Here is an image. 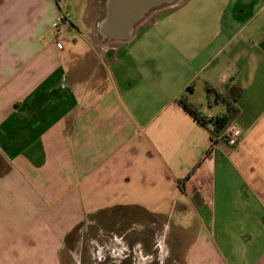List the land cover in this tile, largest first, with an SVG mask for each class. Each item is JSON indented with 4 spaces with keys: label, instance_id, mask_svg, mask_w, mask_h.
<instances>
[{
    "label": "crops",
    "instance_id": "1",
    "mask_svg": "<svg viewBox=\"0 0 264 264\" xmlns=\"http://www.w3.org/2000/svg\"><path fill=\"white\" fill-rule=\"evenodd\" d=\"M83 1L56 37L71 0H0V264H264V0H181L122 40ZM231 88L241 137L209 150L178 100L208 120Z\"/></svg>",
    "mask_w": 264,
    "mask_h": 264
},
{
    "label": "water",
    "instance_id": "2",
    "mask_svg": "<svg viewBox=\"0 0 264 264\" xmlns=\"http://www.w3.org/2000/svg\"><path fill=\"white\" fill-rule=\"evenodd\" d=\"M173 0H106L101 33L112 39H126L137 22L151 9Z\"/></svg>",
    "mask_w": 264,
    "mask_h": 264
},
{
    "label": "trees",
    "instance_id": "3",
    "mask_svg": "<svg viewBox=\"0 0 264 264\" xmlns=\"http://www.w3.org/2000/svg\"><path fill=\"white\" fill-rule=\"evenodd\" d=\"M190 91V88H188ZM207 96L210 95L213 91L210 88L206 89ZM238 96V89L231 88V90L226 93L225 95L217 94L215 95V99H221L225 105L224 112L216 115L213 118L206 120L200 112L194 108L191 104L187 103L185 98H179L178 103L187 111L189 112L195 119L200 121L203 125H208L211 123L212 126L210 129L211 134H217L221 130H223L235 117L237 113V107L235 106L234 102Z\"/></svg>",
    "mask_w": 264,
    "mask_h": 264
},
{
    "label": "rangeland",
    "instance_id": "4",
    "mask_svg": "<svg viewBox=\"0 0 264 264\" xmlns=\"http://www.w3.org/2000/svg\"><path fill=\"white\" fill-rule=\"evenodd\" d=\"M105 1L106 0H91L90 1V6L89 9L93 11H91V17L94 18V21H98V19H101L103 14L105 13ZM181 0H173L171 3L169 4H163L161 5L160 8H165V7H171V6H176L177 4L180 3ZM64 4V2H62ZM84 1L83 0H71L70 5L67 7L70 11L69 13H71L70 15L72 16V20L75 23V25H77L78 29L80 28V17H81V7L83 6ZM173 11V10H171ZM159 16V15H158ZM160 17V16H159ZM161 18V17H160ZM79 19V20H78ZM174 22L175 21V17L174 15L169 17L167 22ZM81 31V30H80ZM243 234H233L234 238H232V244L233 247L235 249H243V245H245L247 242L244 240H241L240 237ZM253 240V239H251Z\"/></svg>",
    "mask_w": 264,
    "mask_h": 264
},
{
    "label": "built area",
    "instance_id": "5",
    "mask_svg": "<svg viewBox=\"0 0 264 264\" xmlns=\"http://www.w3.org/2000/svg\"><path fill=\"white\" fill-rule=\"evenodd\" d=\"M72 25L70 13L68 11L60 12L52 24V30L56 37L61 36ZM241 137V130L231 121L223 130L217 134H211L209 150H212L215 144L220 140H226L229 144H234Z\"/></svg>",
    "mask_w": 264,
    "mask_h": 264
},
{
    "label": "flooded vegetation",
    "instance_id": "6",
    "mask_svg": "<svg viewBox=\"0 0 264 264\" xmlns=\"http://www.w3.org/2000/svg\"><path fill=\"white\" fill-rule=\"evenodd\" d=\"M160 7H161V6L156 7V8H153V9H151V10H158V9H160ZM151 10H150V11H151Z\"/></svg>",
    "mask_w": 264,
    "mask_h": 264
}]
</instances>
